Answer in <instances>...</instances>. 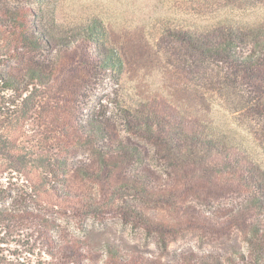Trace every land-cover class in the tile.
Returning a JSON list of instances; mask_svg holds the SVG:
<instances>
[{
  "label": "trees",
  "instance_id": "trees-1",
  "mask_svg": "<svg viewBox=\"0 0 264 264\" xmlns=\"http://www.w3.org/2000/svg\"><path fill=\"white\" fill-rule=\"evenodd\" d=\"M194 1L203 8L190 17L165 16L158 27L192 52L196 69L209 71L208 88L224 95L223 111L213 116L122 88L107 99L109 107L80 111V91L91 76L122 84L125 59L105 20H63L56 0H0V36L8 39L0 44V175L16 172L28 182L20 194L0 190V244L30 253L38 243L53 264H149L114 242L98 257L88 233L59 234L51 203L101 209L94 196L73 189L75 173L130 194L127 202L110 196L112 210L161 243L190 229L207 237L242 235L243 249L190 251L170 264H264V138L243 126L248 115L264 124V0ZM27 50L45 55L30 59ZM5 54L16 65L5 63ZM81 149L93 162L77 158ZM197 198L220 207L203 213L183 208ZM145 203L179 218L151 214ZM25 258L26 251L0 250V264H27Z\"/></svg>",
  "mask_w": 264,
  "mask_h": 264
},
{
  "label": "rangeland",
  "instance_id": "rangeland-1",
  "mask_svg": "<svg viewBox=\"0 0 264 264\" xmlns=\"http://www.w3.org/2000/svg\"><path fill=\"white\" fill-rule=\"evenodd\" d=\"M56 4L61 12L59 16L63 20L73 21L74 18L78 20L92 15L103 18L110 30L112 41L119 47L125 59L121 86L117 87L109 77L103 80L101 76L89 78L88 85L80 91L78 101L80 105L79 108L77 107L80 111L93 113L100 105L101 108L102 105L109 107V103H106L107 99L110 101L116 88H122L129 95L134 94L145 99L164 98L173 101L192 114L213 116L217 111H223L219 99L224 95L217 88L214 90L208 88V85L212 84L209 71L196 69V58L192 52L170 36L163 34L158 27V22L165 16L190 17L198 9L203 8L202 3L199 4L194 0H56ZM7 42L8 39L1 35L0 44L5 45ZM27 51L30 59L34 60H42L45 55L37 50ZM2 57L5 63L10 61L16 65L10 55L5 54ZM49 58L54 63L57 62L56 55ZM252 118H255L260 125L258 131L253 126L255 123L250 122ZM244 119L245 129L257 132L259 139L263 140L264 124L261 120L251 115L245 116ZM77 158L85 162L94 160L91 153L84 149L77 153ZM151 163L153 170L158 168L159 164ZM27 183L20 173L0 175V190L7 195L20 194L23 191L21 188L27 190ZM70 183L77 192L94 196L101 202L100 212L77 211L56 203L54 205L51 203L48 208L60 224L59 234L65 237L73 235L82 237L88 233L98 257L104 253V246L108 242L119 244L126 251L136 252L149 264L177 263L182 253L190 251L200 254L207 251L229 254L234 248L237 250L244 248L240 233L216 238L207 237L195 229L172 237L168 244L161 243L155 235L133 226L112 210L109 198L113 194L121 195L125 202L133 199L126 191L112 192L103 189L102 181L83 178L75 173L71 175ZM208 195L210 193H204V196ZM207 202L203 198H197L185 203L183 208L191 209L195 213H203L206 210H215L219 206L218 201L209 204ZM144 205L149 213L159 214L171 220H176L180 215L156 203ZM2 232L0 229V237L3 236ZM39 246L37 243L35 249L28 253L27 249L22 250L14 243H2L0 250L19 253L26 251L27 264H53Z\"/></svg>",
  "mask_w": 264,
  "mask_h": 264
}]
</instances>
